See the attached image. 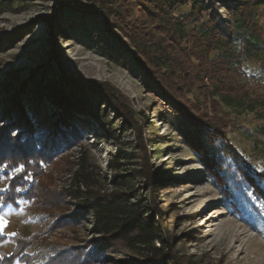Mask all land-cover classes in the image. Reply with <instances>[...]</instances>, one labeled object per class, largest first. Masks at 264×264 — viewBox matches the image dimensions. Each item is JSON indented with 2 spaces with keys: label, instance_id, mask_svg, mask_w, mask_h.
<instances>
[{
  "label": "trees",
  "instance_id": "trees-1",
  "mask_svg": "<svg viewBox=\"0 0 264 264\" xmlns=\"http://www.w3.org/2000/svg\"><path fill=\"white\" fill-rule=\"evenodd\" d=\"M7 2L0 0V14L8 10ZM183 6L189 11L175 15V10ZM227 8L230 21L224 26L218 24V16L210 15L202 0H57L47 26L57 31L65 20L72 25L73 21L82 23L91 18L101 19L108 32L113 31L111 28L117 31L148 88L174 112L184 142L222 184L213 156L206 153L205 141L215 145L231 129L232 120L223 109L252 114L260 122L256 133L264 145V84L256 90L241 81L244 60L256 59L264 69V0H236ZM49 70L50 66H45L39 75L37 68L20 83L13 74L14 78L0 84V118L7 123L0 129V165L10 164L13 158L32 161L58 154L84 135L92 123L103 119L99 101H104L132 131L138 167L127 166L125 161L132 154L115 148L107 163L110 174L103 175L112 188L102 191L95 166L79 156L65 195L76 201L78 215L90 217L89 230L98 235L96 253L122 246L142 254L144 261L140 264H183L170 252L183 241L182 236L169 233L176 216L170 207L158 205L165 180L150 167L141 122L148 119L133 111L126 98L106 81L78 80L67 77L61 69L60 80H46L44 75ZM12 87L14 91L10 92ZM49 102L56 106V120ZM13 128L20 131L9 138ZM12 139L16 142L9 144ZM241 171L250 190L264 201V172L249 168ZM17 183L21 186L24 181L20 178ZM32 189L33 183L17 193L8 185L0 196L16 208L15 202L32 194ZM9 238L15 246L9 255L1 253L0 264L15 260L29 264L32 256L26 253L28 239L16 234ZM4 239L6 236L0 235V240ZM56 259L60 260L57 251L45 262Z\"/></svg>",
  "mask_w": 264,
  "mask_h": 264
},
{
  "label": "rangeland",
  "instance_id": "rangeland-1",
  "mask_svg": "<svg viewBox=\"0 0 264 264\" xmlns=\"http://www.w3.org/2000/svg\"><path fill=\"white\" fill-rule=\"evenodd\" d=\"M7 1L8 10L0 14V84L14 78L13 74L20 83L37 68L42 75L45 66H50L44 75L46 80L59 79L61 69L67 77L110 83L126 98L133 111L148 119L141 122L150 167L165 180L158 205L172 209L176 218L174 227L169 225V233L183 238L178 249L175 246L176 250L170 249L171 254L183 264H264V201L250 190L241 171L249 168L264 172V145L256 133L260 122L250 113L223 109L228 110L231 129L215 145L205 141L206 153L213 156L215 169L223 178L220 184L184 142L174 112L156 91L148 88L145 76L117 31L111 28L113 31L108 32L101 19L91 18L82 23L73 21L72 25L65 20L57 31L50 30L47 21L56 10L57 0ZM202 1L210 9V15L219 17L218 24L228 25L227 7L236 0ZM188 11L189 7L183 6L174 13ZM242 70L241 81L259 90L264 84V69L259 62L246 59ZM13 91L14 87L10 92ZM47 104L56 120L59 117L56 106ZM105 105L99 101L103 119L92 123L84 135L58 154L32 161L13 158L16 160L11 159L10 164L1 163L0 188L11 185L16 191L33 183V191L26 198H20L16 208L9 204L0 207V215L7 221L0 234L6 236L0 240V260L1 253L12 252L15 245L9 237L16 234L28 239L26 253L32 256L29 264H140L144 261L142 254L122 246L116 251L96 253L99 241L98 235H92L89 230L90 217L78 215L76 201L65 195L79 156L95 166L102 191L112 188L103 175L110 174L107 163L115 148L132 154L125 161L127 166L138 167L132 131ZM5 126L7 123L0 118V129ZM19 131L10 129L9 138H14ZM20 178L24 181L21 186L17 183ZM136 183L141 185L140 180ZM261 184L264 185V178ZM56 251L60 260L45 262ZM12 264L23 263L15 260Z\"/></svg>",
  "mask_w": 264,
  "mask_h": 264
},
{
  "label": "snow or ice",
  "instance_id": "snow-or-ice-1",
  "mask_svg": "<svg viewBox=\"0 0 264 264\" xmlns=\"http://www.w3.org/2000/svg\"><path fill=\"white\" fill-rule=\"evenodd\" d=\"M21 169L18 168L17 171L19 172ZM7 190V186L5 188H0V192H5ZM16 191H20V189H16ZM17 205L20 203L19 201L15 202ZM6 204V197L0 196V207H3ZM7 221L4 220L3 216L0 215V234H2L3 226H5Z\"/></svg>",
  "mask_w": 264,
  "mask_h": 264
},
{
  "label": "built area",
  "instance_id": "built-area-1",
  "mask_svg": "<svg viewBox=\"0 0 264 264\" xmlns=\"http://www.w3.org/2000/svg\"><path fill=\"white\" fill-rule=\"evenodd\" d=\"M79 1L86 3V2L89 1V0H79Z\"/></svg>",
  "mask_w": 264,
  "mask_h": 264
},
{
  "label": "water",
  "instance_id": "water-1",
  "mask_svg": "<svg viewBox=\"0 0 264 264\" xmlns=\"http://www.w3.org/2000/svg\"><path fill=\"white\" fill-rule=\"evenodd\" d=\"M79 1V0H78ZM79 2H81V1H79ZM81 3H84V2H81Z\"/></svg>",
  "mask_w": 264,
  "mask_h": 264
}]
</instances>
